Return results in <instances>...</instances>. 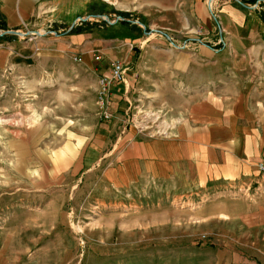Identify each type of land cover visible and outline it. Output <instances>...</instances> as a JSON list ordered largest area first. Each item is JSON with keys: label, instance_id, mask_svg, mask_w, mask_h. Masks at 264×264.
Wrapping results in <instances>:
<instances>
[{"label": "rangeland", "instance_id": "1", "mask_svg": "<svg viewBox=\"0 0 264 264\" xmlns=\"http://www.w3.org/2000/svg\"><path fill=\"white\" fill-rule=\"evenodd\" d=\"M127 1L110 0L116 9L136 8L137 0ZM191 5L192 0H175L174 15L154 9L147 17V36L120 21H77L75 28L91 32L80 33L85 43L63 55L81 61L93 54L102 62L101 51L81 48L88 38L127 39V46L110 43L118 54L114 61L127 64L131 74L126 52L136 59L151 47L183 49L188 38L203 37L187 23ZM94 11L101 6H88L78 15ZM73 17L47 23L46 35L62 41L79 35L69 33ZM68 57L58 66L66 77L46 74L27 82L0 74V264H264V184L257 171L234 180L209 174L198 180L196 172L183 176L180 171L171 179L142 177L127 186L112 185L104 172L119 165L121 145L129 143L123 137L133 129L136 138L153 140L154 118L135 120L131 112L123 118L111 110L126 120H91V78L84 77L82 62ZM109 66L99 67L94 80ZM100 124H109L111 133L102 153L117 148L94 162L87 153Z\"/></svg>", "mask_w": 264, "mask_h": 264}, {"label": "crops", "instance_id": "2", "mask_svg": "<svg viewBox=\"0 0 264 264\" xmlns=\"http://www.w3.org/2000/svg\"><path fill=\"white\" fill-rule=\"evenodd\" d=\"M99 1L130 14L118 21L143 19L147 28V17L154 9L170 15L176 9L175 0H137L136 8L123 10L116 9L110 0H0V22L5 30L46 33L47 23H63L69 16H74L73 22L80 17L78 13ZM209 3L210 0H192L187 23L194 24L203 37L188 38L185 48L151 47L136 59L126 52V47L121 49L133 72L128 74L125 64V83L115 85L109 95L108 119L100 117L98 80L94 76L99 67L106 69L118 59L110 41L127 46L129 40L121 42L104 36L88 38L87 45H82L84 51H101L105 57L98 63L92 54L80 61L84 73H88L84 77L91 78V91L95 93V117L91 120H126L123 118L129 112L135 120H144L148 114L150 120L154 118L153 140L136 138L133 129L123 137L129 143L121 145L119 165L104 172L112 185L127 186L142 177L171 179L180 171L183 176L196 172L198 180H206L208 174L210 178L234 180L255 176L257 164L264 161V8L247 9L234 0H213L214 19ZM12 37L0 39V74L27 82L46 74L68 76L58 68L61 60L68 57L63 54L85 43L82 34L63 41L46 34ZM150 40L144 37L146 43ZM222 40L229 47L225 48L224 43L215 49ZM70 60L76 62L74 58ZM69 76H74L72 71ZM74 88L79 89L78 85ZM111 110L122 113L123 118L114 117ZM109 134V124L98 125L92 133V149L87 156L95 157L94 162L110 157L117 148L102 153Z\"/></svg>", "mask_w": 264, "mask_h": 264}, {"label": "built area", "instance_id": "3", "mask_svg": "<svg viewBox=\"0 0 264 264\" xmlns=\"http://www.w3.org/2000/svg\"><path fill=\"white\" fill-rule=\"evenodd\" d=\"M96 61L100 60L99 56L93 55ZM76 61H80L79 58H74ZM127 67L124 63L114 61L109 66L106 73L102 74L98 80L97 99L98 106L100 108V117L108 119L110 118L109 112V95L112 88L115 85L123 84L126 80ZM257 174L264 184V161L257 164Z\"/></svg>", "mask_w": 264, "mask_h": 264}, {"label": "trees", "instance_id": "4", "mask_svg": "<svg viewBox=\"0 0 264 264\" xmlns=\"http://www.w3.org/2000/svg\"><path fill=\"white\" fill-rule=\"evenodd\" d=\"M241 2L245 5H254L256 4L257 2L259 6H262L264 8V2L263 0H241ZM95 5H100L101 8H102V11H94V14H98V15H104V14H107V15H111V14H115L117 17H121V18H129L130 17V14L129 13H125V12H121V11H116L113 7L105 4L104 2H97ZM92 15V14H91ZM261 17H262V20L264 21V10L261 14ZM122 24L126 25L129 29H132V30H140L142 34H144L142 28H140L139 26L137 25H134V24H130L128 22H125V21H120ZM140 23H142L146 29L145 31L146 32H149L150 30L147 28L145 22L142 20H139ZM0 30H5V27H4V24L2 22H0ZM88 31V29H81V30H78V28H75L73 27L71 30H70V34L73 35V34H80V33H83V32H86ZM13 37L12 36H2L0 37L1 40H6V39H12Z\"/></svg>", "mask_w": 264, "mask_h": 264}, {"label": "water", "instance_id": "5", "mask_svg": "<svg viewBox=\"0 0 264 264\" xmlns=\"http://www.w3.org/2000/svg\"><path fill=\"white\" fill-rule=\"evenodd\" d=\"M213 0H210V3H209V5H208V9H209V11H210V13L212 14V16H213V18L214 19H216V17L214 16V14H213V10H212V2ZM240 6H242V7H244V8H247V9H251V8H254L256 5H253V6H247V5H245V4H243L240 0H235ZM89 18H95V19H100V20H103V21H105L107 24H109V25H113L116 21H118V20H124L123 18H121V17H118L116 20H113V21H110L109 20V17L107 16V15H98V14H95V15H89V16H85V17H79V18H77V19H75L72 23H71V25H70V27H69V30H71L75 25H76V22L77 21H80V22H85V21H87ZM128 22H130L131 24H135V25H138L140 28H142V30H143V32H144V34L145 35H148L150 32H151V30L149 31V32H146L145 31V29H146V27L142 24V23H140V22H138V21H128ZM48 32H46V33H39V32H37V31H31V32H24V33H22V32H18V31H15V30H4V31H0V37H2V36H18V37H26V36H40V35H43V34H47ZM53 34V33H52ZM53 35H55V34H53ZM175 47H178V46H176V45H174Z\"/></svg>", "mask_w": 264, "mask_h": 264}]
</instances>
